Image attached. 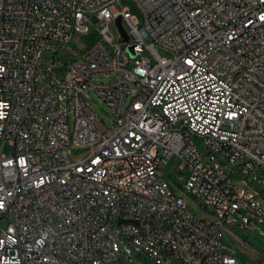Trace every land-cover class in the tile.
<instances>
[{
  "label": "built area",
  "instance_id": "built-area-1",
  "mask_svg": "<svg viewBox=\"0 0 264 264\" xmlns=\"http://www.w3.org/2000/svg\"><path fill=\"white\" fill-rule=\"evenodd\" d=\"M133 1L140 26L0 0V264H238L222 229L264 236V0Z\"/></svg>",
  "mask_w": 264,
  "mask_h": 264
},
{
  "label": "rangeland",
  "instance_id": "rangeland-1",
  "mask_svg": "<svg viewBox=\"0 0 264 264\" xmlns=\"http://www.w3.org/2000/svg\"><path fill=\"white\" fill-rule=\"evenodd\" d=\"M119 2L123 7H127L131 15H134L137 18L140 26L142 24L143 16L136 3L133 0H119ZM143 36L146 38L145 33ZM94 40L95 35L93 30L87 34H77L68 45V51H82ZM157 49L161 56H171V53L161 46H158ZM66 52L67 51L59 52L61 59H64ZM112 79L113 77H100L96 81L106 82ZM89 95V103L93 107L96 114H98L100 118L104 119L106 124L111 125L112 115L110 114L106 103L92 90L89 92ZM9 148V144L5 143L2 147V151L4 153H8ZM183 197L188 208L194 214L202 218H210L211 211L204 209L189 195H183ZM4 224L5 222H0V226ZM222 240L232 250L238 264H264V236L257 235V233L253 231H242L224 227L222 229Z\"/></svg>",
  "mask_w": 264,
  "mask_h": 264
},
{
  "label": "water",
  "instance_id": "water-1",
  "mask_svg": "<svg viewBox=\"0 0 264 264\" xmlns=\"http://www.w3.org/2000/svg\"><path fill=\"white\" fill-rule=\"evenodd\" d=\"M93 19H94V21L96 20L95 17H93ZM115 24H116V26H117V28H118V30H119V32H120V35H121L122 39H123L124 41H126V40L128 39V37H127V34H126L124 28L122 27V25H121V23H120L119 18H117V19L115 20ZM130 49H131V48H130Z\"/></svg>",
  "mask_w": 264,
  "mask_h": 264
}]
</instances>
